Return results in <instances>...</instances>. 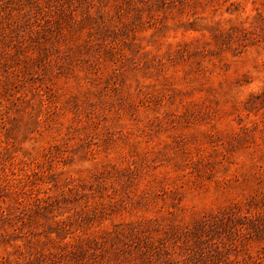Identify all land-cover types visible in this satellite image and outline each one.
Here are the masks:
<instances>
[{
	"label": "rangeland",
	"instance_id": "374dc122",
	"mask_svg": "<svg viewBox=\"0 0 264 264\" xmlns=\"http://www.w3.org/2000/svg\"><path fill=\"white\" fill-rule=\"evenodd\" d=\"M0 264H264V0H0Z\"/></svg>",
	"mask_w": 264,
	"mask_h": 264
}]
</instances>
